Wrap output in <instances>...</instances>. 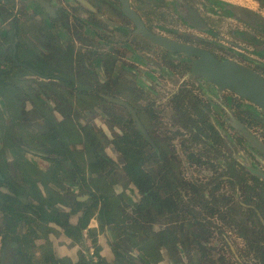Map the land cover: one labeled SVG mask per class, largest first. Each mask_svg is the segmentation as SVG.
<instances>
[{"label":"rangeland","instance_id":"obj_1","mask_svg":"<svg viewBox=\"0 0 264 264\" xmlns=\"http://www.w3.org/2000/svg\"><path fill=\"white\" fill-rule=\"evenodd\" d=\"M96 1L98 0H91L92 3ZM105 1H111L115 7H118L117 0ZM131 1L132 8L142 17L149 29L171 39L206 48L218 58L230 59L241 63L254 69L264 77V32L252 30L244 23L237 21L216 3L248 7L264 18V7H259L256 2H252L251 0H186V2L183 0ZM181 2L184 6L186 5L189 7L190 5L194 7L190 8H192L206 23V29L192 28L182 20L179 14ZM63 3H66V1L63 0ZM18 5H20L18 10L23 12L22 2H19ZM114 12L115 11L112 12L113 14L110 13L112 16L110 21L113 24L112 26H125L124 19ZM73 14L78 16L81 15L78 10L74 11ZM88 20L91 19L88 18ZM105 24L106 23H99L98 25L102 28ZM98 25H95V29L99 28V30H101ZM72 27V33H74V35L77 33L81 34L77 30L78 24L74 27L72 23ZM127 29L128 32L132 30V25L128 22ZM238 30H243L244 32L252 34L253 38L260 41V46L258 47L257 44L239 39L235 33ZM99 36L103 39L100 38L102 40L99 41L95 39V37H92L90 40L87 39L88 42L86 41L85 45L79 47V51L83 52L82 54H84L85 62L87 63L93 59V56H88L90 50L98 52L108 51V47L105 46V41L111 42L112 40L108 39L107 35L102 32H100ZM128 37V40L125 39L127 41V47H120L117 54L118 58H116L120 60L118 64L119 78L114 81L110 80L107 83L104 82L103 84L102 69L93 61L95 65L93 67L94 74H91V77H89L91 82L86 84H90L91 88L104 89L109 93L118 94L121 100L132 104L136 109L142 110L141 116L143 124L147 128V130H144L150 140L152 142H162L161 144L164 146V149L169 151L168 158L178 166L174 170L177 173L172 175L171 179L167 180L173 183L170 191L177 194L174 198L178 197L179 200H183L184 203L189 205L183 210L180 209L177 214H170L166 219H162L165 221H159L158 214L154 212V209H150V212H145L147 216H145L146 221L144 220V222L146 223L144 225L148 226V228H153L152 230H156L157 226H166V223L172 221L183 222L181 225L172 228L171 231L176 236L175 241L182 242L180 247L184 252L189 250L190 254L193 253V248L196 246L195 244L201 242L207 244L206 247H209V249H212L209 251L208 256H203L202 258L193 254V264H261V262H263L262 256L258 251L255 252L257 244L253 240L254 237L252 238L251 236L252 230L253 236L256 238L262 237V235H258L259 228L254 218H250L249 220V218H246L247 215L241 216L242 219L240 221H245L246 225H241L238 222V226L235 223L236 220H233V216L229 211L224 209L223 220H215L206 214L204 208L196 205V201L198 199L201 200L203 197L205 189L202 190L201 188L204 187V182L207 181V179L208 181L210 180L206 191H208V188L211 189L212 185L215 184L214 181L209 179V174H214L217 168L211 167L209 163L216 165L215 163L217 160L221 162L226 157L228 161L231 160V157H234V160L237 159L246 166H251L252 160L255 161L252 157L251 160V158L247 157L244 153V155H240V152L244 150V144L237 143L235 133L229 128L228 122L223 121L225 120L224 113L226 110L222 112L219 108L211 109L209 117L216 120L218 124L222 122V130L227 131V135L233 137L232 140H225L226 134H224V132H221L223 136L220 133L222 138L218 139L216 134L212 135L209 131H207V133L203 131L204 139L205 141L207 140V142L193 136L194 134L190 129L185 128V124L182 123L184 116L175 115L174 106L170 101L172 100V94L179 93L181 88H184L185 85L186 91L183 92L184 94H180V96L182 99L184 96V102L187 108L189 105L192 106L195 102V98L199 97L196 80L187 77L185 73L183 74L186 69L184 63L177 64L175 61H171L175 65V67H172L168 64V58L163 51L158 50L138 36L132 34ZM123 39L124 36L122 40ZM41 44H43V42ZM46 44L48 49H52L56 41L55 39L50 42L46 41ZM82 69L84 68L80 70ZM104 75L106 78H110V72ZM79 84L82 85V83ZM53 96H55L54 93L50 92L49 97L54 98ZM222 103L227 106L224 100ZM227 103L229 106L230 102ZM62 108L66 114H70L69 116L74 122L76 121L82 125H88L91 128L100 130L108 141H112L115 134L121 132H126L131 135H134L136 132V127L129 123L130 115L122 107L101 105L86 108L78 104L75 108H68L63 104ZM249 109L245 108L246 112H241L242 114H239V116L243 118L247 128L264 143V119H261L259 115H254L256 113L259 114L254 108L250 107ZM151 113H153V116ZM234 113L236 115L238 114L235 109ZM190 115L195 119L199 117H197L195 112H191ZM29 117L33 119L32 116ZM22 127H24V125H22ZM210 135L212 136L208 138ZM73 146L70 148H73ZM144 148L146 151H149L148 147L145 146ZM104 150L109 159L114 162L117 167L116 169L113 168V173L104 178V182L107 185H111L109 183L115 182L117 184V179H122L119 185V192H124L126 188L121 186V184L125 183V179L120 169L123 165V156L116 150V147L114 148L111 142L104 145ZM189 154L193 156L190 160L187 157ZM26 156L32 158L30 154L26 153ZM34 160L37 161L40 166H43L41 160L37 158ZM196 160H198V162ZM202 162L204 163L202 164ZM254 166L261 168L260 165H257L256 161ZM112 167L113 166H108V170ZM150 168L155 174L160 171L161 164L151 161L147 165V169ZM206 172H209L207 176L205 175ZM190 185H194V187L199 190L201 197H198L196 193L192 192ZM154 187L156 189L155 191H158L159 194L163 195L167 193V189L164 187L163 182L158 178L156 179ZM67 190H70L69 187H66V190L63 192H66V194H62V196H67L69 193H67ZM224 190L225 192L222 193V197H217V194L212 195L213 200L217 198L218 202L213 205L219 208L225 206L224 199L234 197V191L229 185H225ZM170 191L168 192L170 193ZM239 192L237 195L239 196V194H241L240 200H244L245 195L251 194L242 188H240ZM130 196L136 198L135 196L133 197L132 193H130ZM262 206V208H264L263 204ZM188 211H191V214L187 215L186 212ZM262 211H264V209H262ZM238 212L242 211L236 208L235 214H238ZM199 213H201L200 215L202 216V226L193 224L190 221L192 216L197 217ZM189 224L191 225L189 226ZM244 231L249 232L246 242L243 240ZM195 234L199 237H196ZM53 235L56 234L53 233ZM239 236H241V238H239ZM225 241L227 244H225ZM156 245L158 246V244ZM172 254L173 253H170V256L164 254L156 264H172L170 262L171 258L175 263L176 257ZM182 256V260H185L186 257L184 253ZM210 256L212 260L209 258ZM19 264L25 263L19 260ZM37 264L44 263L40 262Z\"/></svg>","mask_w":264,"mask_h":264},{"label":"trees","instance_id":"obj_2","mask_svg":"<svg viewBox=\"0 0 264 264\" xmlns=\"http://www.w3.org/2000/svg\"><path fill=\"white\" fill-rule=\"evenodd\" d=\"M260 1L264 3V0ZM216 3L224 10V6L221 3ZM33 5L35 6V12L42 16L40 21L44 22V25L46 24L44 28L47 36H51L50 28L59 27L61 29H66V23H64V25L60 24V20L56 21L46 15L39 4L34 2ZM63 16L65 15L63 14ZM13 24L15 36L17 38L16 58L31 67L38 73L39 77L49 79V81L37 82L35 80L31 81L30 79L24 80L23 77L32 74L26 68L14 65L7 67V65L0 64V114L2 115V119L9 120L14 113V111L12 112V109L17 110L18 107L21 108L15 111L17 112V115L15 116L18 119H21V117L23 118V114L27 112L25 110L26 103H32L27 100H30L31 98L28 89L33 91H35L34 88L37 90H39L38 88H41V90L42 88L50 90L51 88H56V84H61L62 87L67 88V90L64 91V95L76 97L80 106H85L86 108L101 105L119 107L104 99L105 95H110L109 92H106L104 89L77 86L74 78L68 76V74H70L69 69L72 63V47L66 46L67 51L59 54V61H54L51 56L52 51L48 57H44L45 59L39 58L38 55L41 54H39L36 49L37 47H31V44L29 45L28 43H25L20 36V34H23L24 30L19 29V19L15 18ZM2 32L5 33L7 31ZM96 56L98 59L100 58V62H102L105 67L112 65L108 63L109 61L113 63L116 60L114 56L112 57L109 54H98ZM166 57L169 61L168 64L172 67H175V65L171 61H175L177 64L186 62L184 56L181 57L174 53L167 52ZM6 61L11 62V59ZM63 64L65 65L64 68H62ZM185 68L183 74L187 72L188 69L186 63ZM9 69L16 72V76H11ZM19 83H26L28 86L24 84V88L19 87ZM200 86L202 99L207 98V100H210L209 95L215 92L212 86L208 84L206 85L203 81ZM37 92L40 93L39 91ZM183 92H185V90L182 87L179 93L173 96L170 103L175 107L176 115L184 116L182 123H188L184 127L192 126V130L199 133H201L204 127L213 129V126L207 121V119L205 121V119L203 120L201 118L211 111L209 108L210 105H204L201 99L196 98V102H194L192 106L193 111H195L199 117L201 116L199 118L201 121L199 119L194 120L190 117L186 118L188 116L187 114L191 113V110L186 107L184 96L183 99L180 96V94H184ZM10 93L15 95L10 96ZM215 94L217 95V93H214L213 95ZM111 95L119 96L118 94ZM65 104L66 103H64V105ZM38 105L39 107L37 106L35 110L36 113L37 111L41 112V104ZM240 105H242L241 102ZM62 107L63 106L59 104L55 107V110L63 113L66 120L58 123L52 117L47 116L50 115V111H48L49 109L47 107V112H41V118L44 119V125L47 127V130L45 133L36 136L35 139L20 142L19 133L15 132V134L10 136L9 129L2 126L3 123L0 124V131L2 134V136H0V147H7L9 149L10 154L15 159V168L18 173L16 179H11L6 177L4 172L1 171L0 210L4 218L5 231L10 232L12 229L14 232L16 231V239L22 243V247L25 248L27 252L24 253L26 259L29 261L33 260L34 252L43 249L42 247L33 244V239L36 237L35 229H30L29 232L20 236L19 231L22 225L31 220V218L27 217L26 213L38 218L41 224L45 225V229L51 231L46 225L49 223L56 225L61 224L59 221V216L61 214L59 208L68 207L70 205L71 198L62 196V194H66V192L63 193L66 190V187H69L70 190L80 189L81 192L87 191V194H89L87 202H90V205L88 207L84 206L83 208V205L86 202L80 201V199L74 197V206L70 208L69 213L72 215L81 211L75 224L72 225L69 224V222H66L68 227H66L65 233L67 236H71L74 241H79L80 231L86 226L89 218L93 215L95 210H98V219L101 226L109 227V225H111L112 228L110 229L113 230V232L116 229L119 230L118 225L120 222H123V220H132V217L124 215V209H122L120 204V202L123 201L122 197H116L112 194V192L115 191V185L120 184L122 179H117V184L111 182L109 183L111 185H107L104 182V178L113 173V168H115L112 167L108 170V166L113 165L104 150V145L111 142L114 148L116 147V150L123 156L121 172L125 179L124 182H126V184H132L141 196L138 203L133 204L129 200L132 212L137 218L136 221L134 218V221L137 223L135 226H138L140 231L136 229L122 231V233L125 234L124 240L127 244H131L133 248L137 249L136 251L139 253V259L137 260L128 256L123 250H120L118 246L114 251L115 257L118 258L120 264H122L121 261L123 259L127 260L130 264H154L153 261L156 262L159 260L158 258L161 256V251H166L169 255L170 253H174V257L177 259H175L176 264H189L180 258L183 254L181 253L182 249L179 248V246L182 245V242H176V236L171 231L172 228L175 227V224H182L183 222L174 223L173 221L170 226L158 227L156 230H152L153 228H148V226L144 225L146 223L144 222L146 219L145 216H147L145 212H150V209H154V211L157 210L159 216L158 220L162 221L164 217H167L170 214H177L180 209L183 210L186 208V203H184L183 200H179L178 197H176L177 199L174 198L177 194L170 191L173 183L167 180L171 179V176L177 173L174 170L178 166L168 158L169 151L164 149V146L161 144L162 142L159 143L156 141L153 146H149L138 130H136L134 135L121 132L120 134L115 135L112 141H108L100 130L91 128L88 125L72 124V121L69 120V117ZM250 107L254 108L253 106ZM137 110L139 111V116L141 118L142 110ZM151 115L153 116V113H151ZM37 116H39V114H37ZM132 122L133 119L132 121H129L131 125ZM70 125L71 131L67 129ZM197 132L196 138L200 139V136H198L199 133ZM24 144L46 149L45 152L36 151L34 153L44 158L51 165L46 170L42 171L36 166V164L25 159L23 157V153H25ZM71 144L75 146L74 150L69 148ZM145 146L148 147L149 151L145 150ZM188 158L191 159L193 156L190 154L188 155ZM151 161L161 164L160 171L155 174L151 168L147 169V165ZM157 178L163 182L164 187L167 189V193L162 195L159 194L158 191H155L156 189L154 186ZM246 180L254 182L260 190L261 186L262 188L264 187V182L250 173H248V177L244 178V181ZM240 181H243L242 178ZM231 182L232 181H230V183ZM241 186H243V189H246L245 184ZM191 189L193 193H196L198 197H201L199 190H197L194 185H191ZM215 189H217V187L213 188V192ZM168 191H170V193ZM263 195L264 194L261 195L262 203H264ZM210 201H213L212 194H209V197L203 196L201 200L198 199L196 205L204 209L207 208L209 214L213 215L216 213V210L214 208L206 207V204H209ZM251 203V200L248 198L246 202L240 203V205H242L240 208H244L247 213H252L258 223H260L259 227L261 234H264V222L257 215L256 208L250 205ZM121 215L124 216V219L120 218ZM248 215L250 216L251 214L248 213ZM196 223L199 226L201 225L199 221H196ZM195 235L196 237H199L197 234ZM5 237H7V235H5ZM91 238L95 245V250L98 252L99 247L96 246V238L92 234ZM115 244H118V241ZM156 244H158V246ZM195 245L200 251L201 245ZM47 246L48 247H46L41 253L42 261L41 257L35 259L36 261L33 260L36 264L40 262L44 263V261L49 264L50 262L51 264H56L52 249L50 245ZM99 264H107V262H105V260H100Z\"/></svg>","mask_w":264,"mask_h":264},{"label":"flooded vegetation","instance_id":"obj_3","mask_svg":"<svg viewBox=\"0 0 264 264\" xmlns=\"http://www.w3.org/2000/svg\"><path fill=\"white\" fill-rule=\"evenodd\" d=\"M2 1H3V3H1L2 6L5 7V8L8 7L9 14H8V17H6V18H4V17L3 18H0V22L1 23H5V26H3L2 28H0V64L7 65V67H10V66L14 65V66L26 68L32 74L31 75H27L26 77H23L24 80L30 79L31 81L32 80H35L37 82H47V81H49V79H44L42 77H39L38 73L35 72L31 67H29L28 65L24 64L23 61H21V60H19V59L16 58V54H17V50H16L17 38L15 36L13 22H14L15 18H18L19 19V23H20L19 29L20 30H24L23 31V34H20V36L23 38V40H24L25 43H28L29 45L31 44V47H37L36 49L38 50L39 54H41V55H38L39 58H42L43 59L44 57H48V55H50L51 54V51H52V55L51 56L53 57L54 61H59V54L60 53H65L67 51L66 47H65V50L64 51H61L59 48L56 47V44L53 46L52 49H48V47H47L46 41L47 42H50V41H54V39L56 40L57 37L54 34V31H55L54 29H58V27L50 28L49 30L51 32L50 33L51 36H47V34H45L46 33L45 32L46 30L44 28V26L46 24L44 25V22L40 21V18L42 16L39 15L37 12H35V10L34 11L33 10L32 11H29L28 10L29 7L27 6V3L25 1L22 2V5H23L22 6V11L23 12H20V10H18V8L17 9L15 8L17 0H8V1L2 0ZM44 1H46V0H44ZM84 1L87 2L88 5L82 4L80 1H77L78 3H76V4L84 12H87V14L89 16H93V18L91 20L86 21V23H87L86 25H92L93 26V32H95V30H96V33H97L96 36H99V33L97 31V29H99V28H96L95 29V24H99V23L96 22V21H94V20H98L99 17L100 18L101 17H104V19H105L106 22H110L111 21V17H112L110 15V13H112L113 11H115L114 13H117L118 15H120V17H122L124 19V22L126 24L125 26H120L122 28V31H120V34H121L122 38L124 36V39L122 40V43L125 42L127 44V41L126 40L129 39L128 36L133 34L135 36L140 37L142 40H144L148 44H150L148 41H146L145 39H143L140 35H138V34L135 33V27L133 26V24L131 23V21L129 19H127L122 14V12H121V9H120L121 6H120L119 0H117L118 7H115V5L111 1L109 2V1H105V0H100V1H102V2H100L98 0L95 3H92L91 0H84ZM183 1L186 2V0H183ZM251 1L252 2H256L259 7H264V3L262 1H260V0H251ZM31 2H32V4H34V2L37 3V4H39L36 0H32ZM47 3L50 5L49 2H47ZM180 4H181V6L179 5L180 6V8H179L180 9L179 10L180 17L182 18V20L188 26H190L192 28H195V27L191 26L189 24V22H188V18H189V15H190V11L189 10L192 9V8H194V7L193 6H190V5H189V7L186 6V5L184 6L182 4V2ZM221 4L224 6L223 7L224 10H226L237 21L244 23L247 27L251 28L252 30H255L257 32H264V18L262 16H260L259 14H257L254 10H252V9H250L248 7L246 8V7L233 6V5L230 6V5L223 4V3H221ZM130 6L132 8V1L131 0H130ZM40 7L42 8L43 12L46 15H48L45 12V10L43 9V7L41 5H40ZM190 7H192V8H190ZM52 8L55 9L54 7H52ZM12 10L15 11L14 14H13ZM28 12H31L32 14L29 16L27 14ZM55 12H56L55 13L56 15H55L54 18H52L49 15L48 16L50 18H52V19H55L56 21H59L60 20L61 21L60 24H63V25H64V23H66L67 20H69L68 19L69 16L67 15L68 10L66 8H62V9L59 8L58 10L55 9ZM60 14H64L66 17L65 16H62L61 17ZM139 17L142 19V17L140 15H139ZM200 19H201V22L203 23V25L205 27H207L206 26V23L202 20V18H200ZM142 21H143V19H142ZM127 22L132 25V30L130 32H128V29H127ZM143 23L146 26V24H145L144 21H143ZM146 28L149 31H151V32H153L155 34L162 35L160 33H157L155 31L149 29V27H147V26H146ZM196 29H200V28H196ZM2 31H7V32L4 33ZM67 31L69 32V34L74 39L83 41L84 42V45H85L86 40L82 38L81 34H78L77 33L76 35H74V33H72L73 30L70 29V27H69V29ZM235 33H236V35L238 36L239 39L244 40V41H247V42H250L252 44H257L258 47L260 46V41L257 40V39H255V38H253L252 37V34H250L249 32H244L243 30H238ZM162 36L166 37L165 35H162ZM166 38H169V37H166ZM169 39H171V38H169ZM97 40L100 41L102 39L97 38ZM172 40H174V39H172ZM175 41H177V40H175ZM42 42H43V44H41ZM179 42H181V41H179ZM182 43H185V42H182ZM186 44H189V43H186ZM65 45L66 46L73 47V45L72 44H69L68 42H66ZM150 45L156 47L158 50L163 51L166 54V56H167V52L168 53H171V52L166 51V50H164V49H162V48H160L158 46H155L153 44H150ZM190 45H192V44H190ZM48 46H49V44H48ZM193 46H195V45H193ZM196 47H198V46H196ZM199 48H202V47H199ZM202 49L207 50L210 53H212L210 50H208L206 48H202ZM96 52L97 51H95V50H90V54L88 56H93L94 57V55H95ZM174 54H176V53H174ZM177 55H180L181 57L184 56L183 54H177ZM214 56L216 58H218L216 55H214ZM184 57L186 58V62L185 63L188 66L187 72H185L186 76L189 77V78H194L196 80L197 84H198V86H197L198 96H199L198 99H201L202 102L204 103V105L209 104L210 105L209 106L210 110L211 109H218V108L221 109L222 112H224V110H226L225 113H224L225 114V120H223V121L224 122L225 121L228 122L229 128L231 130H233V132L236 135L235 136V139L237 140V143L238 144H242V145L244 144V148H243L244 150H242L243 152H240V155L246 154L247 157H249V158L252 157L256 161L257 165H260L261 166V168L255 167L254 166L255 161H253L252 158H251V160H252V165L251 166H246L245 164L240 163L237 159L234 160L233 159L234 157H231L230 158L231 160H229V161H228L227 157L224 158L221 162L219 160H217V162L215 163L216 165H214L213 163H209V165L211 167H216L217 168L214 174H209L210 175L209 179H211L212 181H214L215 184L212 185V188L211 189L208 188V191H206V188L208 187L209 182H210V180L208 181V179H207V181L204 182V187L201 188L202 190L205 189V191L203 193V196L204 197L205 196H208L209 197V194H212V195L217 194V197H219V196L222 197V195H223L222 193L225 192L224 186L225 185H229L233 189V191H234L233 192L234 193L233 194L234 197L233 198L228 197V198L224 199V205L225 206L223 205L224 206L223 208H221V207L219 208L218 206L213 205L214 203H218L217 202V198L215 197L216 199H214L213 201H210L209 204H206V207L214 208L216 210V213L213 214V215L212 214H209V211L206 208L205 209L206 210V214L208 216H210L211 218H214L215 220L216 219L223 220V218H222L223 217V210L225 209L226 211H229V213L232 214L233 220L234 219L236 220L235 223L238 226H239V223L241 225H246V222L245 221H243V222L240 221L242 219L241 216L247 215L246 218L247 219L249 218V220H250V218H254V220L256 221V224H258V228H259L258 235H262V237L257 236L259 238H256L255 236H253L252 235L253 234L252 230H251V236H252V238L254 237L253 240L257 244V248H255V252H257V251L259 252V254L262 256L261 257L262 258V261L264 262V234H261V230H260V227H259L260 226V223H258V221L252 215L251 212H248L249 214H251L249 216L248 213L244 210V208H240V206H242V205H240V203L246 202V200L249 198L251 200V202H252L250 205L252 207H255L256 208V212L258 213V214L257 213L256 214L264 222V211H262V209H264V208H262L263 207L262 204L264 205V203L261 202V195L264 194V187L262 188V186H261V190L263 191L262 192L260 190V188L258 186H256V184H254V182H252L251 180L244 181V178L248 177V173H250L251 175H254L255 177H257L258 179H260V180H262L264 182V154L261 153V152H259L255 147H253L244 138V136L240 135L237 132V130L232 126V121H233V119H235V120L239 121L241 124H243V126H245V128L258 139V137L252 131H250L247 128V126L245 125L246 123L243 120V118L241 116H239V114H242L241 112H243V113L246 112L245 108L246 109L247 108L249 109V107L252 106V105H250L249 103H247L246 101H244L242 98H239L238 96L232 94L231 92H227V91H225V92H219L218 89L215 86L207 83L201 77L189 75L190 72H191V68H190V66H191V60L188 59L186 56H184ZM10 59H11V62L10 61H8V62L6 61V60H10ZM93 59H94V61L97 60L96 58H93ZM115 59H116V56H115ZM218 59H220V58H218ZM220 60H230V59H220ZM183 63L184 62H182V64ZM64 67H65V65L63 64L62 65V68H64ZM90 67H91V61L89 63L85 62L84 54H80V51L77 50L76 53H73L72 54V63H71V67L69 69L70 70V74H68V76H70L71 78H74L77 86H83V87H90L91 88L90 84L89 85L86 84V83H90L91 82L90 79H89V77H91V74H94L93 73V69L91 70ZM81 68H84V69L80 70ZM252 70H254V69H252ZM9 73L13 77L16 76V72H14L12 70H10ZM106 73H108V71ZM119 75L114 76L113 81L114 80H117V78H119ZM110 78H111V73H110ZM201 80L203 82H205L206 85L208 84V85L212 86V88L215 91L214 93H217V95L216 94L213 95L214 93L213 94H210L209 95L210 96L209 97L210 100H207V98H203L202 99L201 91H200V88H201L200 84L202 82ZM104 82L107 83L108 81L106 82L104 80L103 81V84H104ZM79 83H82V85L79 84ZM24 84H26V83H21V84L19 83L18 86L20 85L19 87H23ZM56 85H57L56 88H54V89L51 88L50 90L43 89V88H42V90H41V88H38L39 90H37V89L34 88L35 91L37 90L40 93H38L37 91H36L37 92L36 93L35 91L28 89L29 92H30V94L29 93L28 94L31 97L30 98L31 101L29 99H27V100L30 103L32 102L31 103L32 106H31V104H29V103L27 104L26 103L25 110L27 112H25L23 114V118L21 117V119H18L15 116V115H17V112H15V111L19 110L21 107H18L17 110L12 109V112L14 111V113L12 114V116H11V118L9 120L2 119V115L0 114V118H1L0 124L3 123L2 126H5L7 129H9L10 136H12L13 134H15V132L16 133H19L20 134L19 141L22 142L24 140L35 139L36 136H38V135H40L42 133H45L46 130H47V127L44 125V119L41 118V114H42L41 112H44V111L47 112V108L49 109L48 111H50V115H47V116L52 117L57 123L58 122H61L63 120H66L65 115L63 113H61L60 111L55 110V107L57 105H59V104L61 106H63V104L66 103L65 104L66 107H68V108H71V107L75 108L76 105L79 104V101H77L78 99L76 97H70L69 95H66L65 96L64 95V91H66L67 88L62 87L61 84H56ZM26 86H28V84H26ZM203 86H202V88H203ZM184 90L186 91L185 85H184ZM50 92H53L54 93V95H55V96H53L54 98H50L49 97ZM121 93H122V91H121ZM111 94H113V93H110V95ZM11 95H15V94H11L10 93V96ZM110 95H105V96L106 97L115 98V99H120V96H117V95L116 96H112V95L110 96ZM174 95L175 94H172V98H173ZM223 100L226 102L227 106L226 105H223V103H222ZM106 101H108V100H106ZM108 102H110V101H108ZM195 102H196V100H195ZM227 102H230V105L229 106H228V103ZM240 102L242 103V105H240ZM125 103H127L135 111V114H136L137 119L139 120V122L141 123V125L144 127V129L147 130V128L143 124V121L141 120L142 117L140 118V116H139V111L136 108H134V106H132V104H130L128 102H125ZM38 104H41V107H40L41 108L40 109L41 112L40 111H37V113H36L35 110H36L37 106L39 107ZM115 105L116 106H119V107H122V106L117 105V104H115ZM192 106L189 105L188 108L193 113L195 111H193ZM231 106H232V109H231ZM122 108H124V107H122ZM124 109L130 115V120L132 121V119H133L132 126L136 127L135 121H134V117L128 112V110L126 108H124ZM174 109H175V107H174ZM234 109L238 113L237 115L234 113ZM254 109L259 113V114L256 113L254 115L255 116L256 115L257 116L259 115L261 119H264V114L258 108L254 107ZM229 110H231V111H229ZM249 110H251V109H249ZM37 114H39L40 117L37 116ZM190 114H187L188 116L186 118H188V117L193 118ZM69 115L70 114H67V116L69 117V120L72 121V124L73 123L74 124L75 123L76 124H80L79 122H76V121L74 122V120L71 119ZM175 115H176V113H175ZM29 116H32L33 119H30ZM198 116L199 115L197 114V117ZM200 117H198L196 119L193 118V119L194 120H197ZM204 117H206V118H204ZM201 118L203 120L205 119V121L207 119V121L213 126V129H209L207 127H204L202 129L201 133H199L197 131L192 130V128H191L192 126L185 127L187 129H190V131L194 134L193 136L197 137L196 136V132H197V133H199L198 136H200V139L203 140V141H205L204 136H203L204 135L203 134V131L205 133H207V131H209L210 133H212V135H215L216 134L218 136L217 138L218 139H221L222 138L221 137V134L224 132V134H226L225 135V138H226L225 140H227V139L232 140L233 139V137H230L229 135H227V131L222 130V128H223L222 122L218 124L216 122V120H214L213 118L209 117V113H207L205 116H202ZM186 124H188V123H185V126H186ZM22 125H24V127H22ZM0 127H1V125H0ZM67 129L69 131H71V125ZM136 130H138L137 127H136ZM115 135H118V134H115ZM212 135L208 136V138H210ZM0 136H2L1 131H0ZM222 136H223V134H222ZM258 140L261 141L260 139H258ZM146 142H147V144L149 146H153L155 144L154 141L153 142L151 141L152 142V145L147 140H146ZM205 142H207V140ZM24 146H25V148H24V152L25 153H23V157L25 159H27L28 161L36 164V166L40 170L44 171V170H46L51 165L44 158H42L41 156H38L37 154L34 153L36 151L45 152L46 149H44L43 147H34V146L28 145V144H24ZM71 146H73V144H71L69 146V148ZM74 147L75 146H73V148H70V149L71 150H74L75 149ZM248 148H250V149H248ZM30 150H33V151H30ZM246 152H248V153H246ZM26 153L27 154H30L32 156V158H28L26 156ZM233 156H235V155H233ZM33 158L34 159L37 158L38 160H41L43 162V166H40L38 164V162L35 161ZM189 160H190V158H189ZM196 161L198 162V160H196ZM203 163L204 162H202V164ZM112 165H113V167H115V169L117 168L114 162H112ZM15 166H16L15 159L10 154L9 149L7 147L6 148H3V147L1 148L0 147V176H1L0 179H2L1 171L4 172V174H5L6 177L11 178V179H16L17 176H18V173H17V170H16ZM208 173L209 172H206L205 175L207 176ZM241 178H242L243 181H240ZM230 181H232L234 183H232V182L230 183ZM124 184H126V182ZM243 184L246 185V189H243V186H241ZM130 185H131L132 190L136 192L135 197L138 200H140V197H141L140 194L138 193V191L134 188V186L132 184H130ZM214 187H217V189H215L214 192H213V188ZM190 188H191V185H190ZM240 188H242L243 190H247L249 193H251L249 195H245L244 196V198H245L244 200H240L239 199L241 194H239V196L237 195V193L240 191ZM112 194L115 195V192L113 191ZM186 206L188 207L189 205L186 203L185 207ZM236 208L238 210H241L242 212H238V214H235V209ZM154 212H156L158 214L157 210H155ZM186 214L187 215L188 214H191V211L186 212ZM200 214L201 213H199L197 217L196 216L195 217L192 216L193 218L191 217V220L190 221L193 224H196V225H198L196 223V221H199V223H202V218H201L202 216ZM26 215H27V217L31 218V220L28 223H24L22 225V227L20 228V231H19L20 232V236L23 235V234H25V233H27V232H29L30 229H35L36 237L33 239V244H35L36 246L40 247L38 244H36V242H37V240L39 238V234L38 233L40 231H42V227L41 226H45V225L41 224V222L39 221V219L36 218L35 216H33V215L29 214V213H26ZM69 215H71V214L69 213ZM124 215H127V214H125V212H124ZM91 217L89 218V220L91 219ZM167 217H164L163 219H166ZM120 218L121 219H124V216L121 215ZM127 221L128 220H123V222H120V223H123V224H125L127 226ZM162 221H165V220H162ZM172 222L166 223V226H170ZM174 223H175V221H174ZM51 224H53V223H51ZM177 225H181V224H178V223L175 224V226H177ZM190 225L191 224H189V226ZM86 226H87V224H86ZM86 226L80 231V247H79V250L82 253L81 255L84 257V259H85V261H86L87 264H99V261L100 260H103V258L100 255V246H99L98 241H97V233L96 232H92L90 230H87L86 229ZM200 226H202V224ZM158 227H165V226H157L156 229H158ZM5 230H6V228L4 226L3 214H2V212L0 210V264H19V260L23 261V263H25V264H36L34 262V261H36L35 259L40 258L42 256L41 255L42 251L45 250L46 247H48L47 246L48 244H44L42 250H37V251L34 252V259H33L34 261L33 260L29 261V260L26 259L25 255H24V253H27L26 250H25V248H23L22 245H21L22 243L19 240L16 239V236H17L16 231L14 232L13 229L10 232L9 231H5ZM44 230H46V229L44 228ZM246 231H247V229H246ZM246 231H244V233H243V235H244L243 236V238H244L243 240L245 242H246L247 234L249 233V232H246ZM91 234L94 235L95 238H96V246L99 247V251L98 252L95 250V245L92 242ZM5 235H7V237H5ZM239 238H241V236H239ZM198 244L201 245V250L200 251L197 249L196 246L193 248L194 249V252L191 253V254H190L189 250L186 251V252H184L182 250L183 253L185 254V257H186L185 262H187L189 264H193V261H194L193 254L199 256L200 258H202L203 256H208L209 255V251H211L212 249H209V247H206L207 244H204L202 242L201 243H198ZM225 244H227V242ZM179 248L181 249L180 246H179ZM91 250H92V254H91ZM161 250H163V249H161ZM114 254H115V252H114ZM173 256H174V253H173ZM182 257L183 256L181 255L180 258L182 259ZM93 258L96 259V262L93 261ZM160 258H161V256H160ZM160 258H158V259L160 260ZM209 258L212 260V257L211 256ZM41 261H42V257H41ZM170 262L172 264H176V263H174V260L172 258H171ZM263 262H261V264H263ZM47 263L48 262L44 261V264H47ZM50 264H51V262H50Z\"/></svg>","mask_w":264,"mask_h":264},{"label":"crops","instance_id":"obj_4","mask_svg":"<svg viewBox=\"0 0 264 264\" xmlns=\"http://www.w3.org/2000/svg\"><path fill=\"white\" fill-rule=\"evenodd\" d=\"M1 1L2 0H0V18H3V17L6 18L8 17L9 10H8V7L5 8L2 6L1 3H3V1L2 2ZM5 1H8V0H5ZM24 1L27 3V6L29 7L28 10L34 11L35 6L31 2L32 0H17L15 8L19 9L20 5H18V3L24 2ZM46 1L49 2L50 5L57 10L59 8L60 9L66 8L68 10L67 15L69 16L68 17L69 20L66 21L67 29H61L59 27L58 29H54L55 30L54 34L57 37L55 40L56 47L59 48L61 51L65 50L66 42L73 45L72 47L73 53H76V51L79 50V47H82V45H84L83 41L74 39L67 31L69 27L70 29L73 28L72 23L74 27H76V24L79 25L77 30L81 33L82 38L85 39L87 42H88L87 39L90 40L93 36L95 37V39L102 38L100 36H96L97 35L96 30L95 32H93L92 25H86L87 24L86 21H89L88 18L92 19L93 16H89L87 12H84L82 9H80L77 6L76 3H78L77 1L79 0H65L66 3H63V0H46ZM76 10H78L81 13L80 16L73 14V12ZM12 12L14 14L15 11L12 10ZM27 14L30 16L32 13L28 12ZM60 15L61 17L63 16V14H60ZM96 22L106 23L105 26L102 28L98 24H95V25H98L101 28V30L97 29L99 35H100V32H102L106 34L108 39L112 41L111 42L105 41V46L108 47V49L106 48L108 51H105V52L97 51L96 52L93 58H96L97 60L94 61V59H92L91 68L93 69V67L95 66L94 65V62H95L96 65L102 69L101 71L103 72L101 73L103 75L102 80H105L107 82V81L113 80L114 76L119 75L118 74V71H119L118 64L120 63V60L116 59L114 63H111L109 61L108 63L112 65L105 67L103 66V63L100 62L99 60L100 58L98 59L96 55L109 54L110 56L115 57L118 54V50L120 49V47H127V44L125 42L122 43V36L120 34V31H122V28L120 26H112L113 24L111 22H106L104 17H101V18L99 17ZM3 26H5V23L0 22V28H2ZM82 53L83 52L80 51V54ZM116 58H118V55L116 56ZM107 71L111 73V78H108V77L106 78V76L104 75ZM119 185L120 184L115 185V189H114L115 196L122 197L123 201L120 202L121 207L122 209H124L125 214H127L129 217H132V220L127 221V226L123 223H119L118 225L119 230L116 229L113 232V230L110 229L112 228L111 225H109V227L101 226L100 221L97 218L98 210H95V212H93V216L88 221L87 226H86L87 230L97 233V241L100 246V255L103 258V260L107 262V264H120L118 258H116L114 254L115 248H117V246L120 248V250H123L124 253H126L128 256H131L137 260L139 259L138 258L139 253L136 251L137 249L133 248L131 244H127V242L124 240L125 234L122 233L123 230H128V229H136L140 231L138 226H135L137 225V223L135 222L137 218L134 216V213L132 212V207L130 206V202L134 204V203H138L139 200L137 198H132L130 196V193L133 194V197L136 194V192L132 190L130 184L128 183L124 184L125 186L121 184V186L126 188L125 191L121 193L119 192L120 190ZM67 193L69 194V195L67 194V196L71 198L70 205L68 207L58 206L60 207L59 209H60L61 214L59 216V221L61 222V224H57V225L51 224V223L48 224L47 227L51 229V231L44 230L45 226H43L42 231L38 233L39 238L36 244H38L42 248L44 244L50 245V247H52L51 248L52 254H53V257L55 258L56 264H86V261L84 257L81 255L82 253L79 250L80 239H79V242L74 241L71 236L70 237L67 236V234L65 233V229L66 227H68L66 225V222H69V224H72V225L75 224L77 222V218L79 217V213L81 212L79 211V213L77 214L69 215L70 208L74 206V197L76 199H80V201L86 202L83 205V208H84V206L88 207L90 205V202H87V199H89V194H87V191L81 192L80 189L67 190ZM126 204L128 207L126 206ZM134 218H135V221H134ZM53 233H55L56 235H53ZM117 241H118V244H115ZM164 254L168 255L166 251H161V256H163ZM157 262L158 261L156 262L153 261L154 264H156ZM121 263L130 264L125 259H123Z\"/></svg>","mask_w":264,"mask_h":264},{"label":"water","instance_id":"obj_5","mask_svg":"<svg viewBox=\"0 0 264 264\" xmlns=\"http://www.w3.org/2000/svg\"><path fill=\"white\" fill-rule=\"evenodd\" d=\"M36 1L43 7L49 16L52 18L55 17V9H53L46 1ZM79 1L82 4L88 5L84 0ZM119 2L122 14L131 21L135 27L136 34L140 35L150 44L158 46L171 53L183 54L191 60V72L189 75L201 77L207 83L215 86L219 92H231L253 107L258 108L264 114V77L240 63L232 60H220L207 50L175 41L149 31L139 15L131 8L130 0H119ZM189 11V24L195 28L206 29L201 22L199 15L193 9H190ZM104 98L114 104L126 108L134 117L137 129L152 145L143 126L137 119L135 111L127 103L111 97L105 96ZM232 126L240 135L244 136L253 147L264 154V144L250 133L243 124L233 119Z\"/></svg>","mask_w":264,"mask_h":264},{"label":"built area","instance_id":"obj_6","mask_svg":"<svg viewBox=\"0 0 264 264\" xmlns=\"http://www.w3.org/2000/svg\"><path fill=\"white\" fill-rule=\"evenodd\" d=\"M91 254H92V250H91ZM93 261H94V262H96V259H95V258H93Z\"/></svg>","mask_w":264,"mask_h":264}]
</instances>
